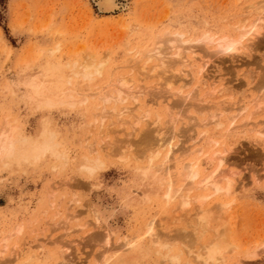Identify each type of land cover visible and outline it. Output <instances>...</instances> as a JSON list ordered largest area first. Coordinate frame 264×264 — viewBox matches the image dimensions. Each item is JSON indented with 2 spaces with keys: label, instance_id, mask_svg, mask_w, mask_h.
Here are the masks:
<instances>
[{
  "label": "rangeland",
  "instance_id": "1",
  "mask_svg": "<svg viewBox=\"0 0 264 264\" xmlns=\"http://www.w3.org/2000/svg\"><path fill=\"white\" fill-rule=\"evenodd\" d=\"M114 2L117 8L102 12L94 0H0V126L5 121L19 125L24 135L39 140L51 125L71 160V168L63 175L53 174L43 165L0 166V248L6 249L0 263L22 264L30 254L40 250L39 260L29 264H96L99 245L93 237L98 233L107 237L100 246L109 250L98 264H171L154 250L147 255L137 252L149 244L148 238L154 240L149 235L152 233L169 244L163 252L178 255L179 264H203L197 255L218 235L233 246L222 264H264V16L257 21L258 15H264L259 13L264 0ZM255 21L261 28L259 37L249 49L241 48L231 56L219 54L215 41L194 42L204 33L214 35L215 40L227 36L238 39L241 32L238 29H247L245 26ZM165 32L183 34V40L190 38L189 44L178 45H191L196 53L191 56L184 51L181 61L172 56L168 44H162L160 54L165 58H161L162 67L153 75L155 63L144 65L142 70L144 61L138 58L136 61L133 56ZM88 57L92 62L104 59L102 75H94L90 80L80 75L74 78L72 67ZM89 58L86 60L90 61ZM173 62L177 64L172 66ZM27 63L30 64L24 69ZM128 65L132 71L137 69V73L129 71ZM41 69L48 70L56 86L60 76L63 77V85L58 84L57 92L64 104L44 105L31 99L29 88L21 85L25 77H34ZM127 73H133L129 77L131 82L135 80L132 88L143 85L130 90L131 94H139L141 109L124 117L118 116L122 112L117 111L118 117L105 114L101 118L102 111L112 113L111 104H104L101 98L118 87L119 74ZM68 78H73L71 84L67 83ZM211 81L214 85L209 86ZM8 86L12 89H5ZM49 87L45 89L48 91ZM209 87L215 88V94H211L214 89L207 90ZM67 92L75 95L74 105L66 99ZM187 96L190 100H184ZM83 97L87 100L80 101ZM136 102L129 99L117 108H130ZM148 109V117L140 121L138 116ZM172 119L174 124L170 122ZM136 120L139 127L133 125ZM147 130L156 134L157 140L163 138L161 141H166L167 146H175L173 150L180 164L172 168L171 161L168 165L172 180L174 176L178 179L174 180L176 187L186 182L178 174L188 160L199 159L206 174L215 165L209 156L213 151L227 155L226 166L232 172L228 175L231 193L209 199L205 207H215L220 201L230 205L223 212L218 211L217 205L212 208L218 220L214 219L213 226L204 233L193 225L198 213L196 202L193 200L185 211L180 210L177 200L166 201L165 188H160L148 173L143 156L148 153L144 154V146L138 143ZM202 132L206 134H202L204 139L200 143L206 144L207 154L199 157L192 146ZM181 153H186V157ZM96 154L104 159L106 170L92 181L76 176L74 170ZM149 228L152 232L147 233ZM126 241H135L137 248L125 250ZM40 243L43 246L37 251ZM122 246L124 250L120 249Z\"/></svg>",
  "mask_w": 264,
  "mask_h": 264
},
{
  "label": "bare ground",
  "instance_id": "2",
  "mask_svg": "<svg viewBox=\"0 0 264 264\" xmlns=\"http://www.w3.org/2000/svg\"><path fill=\"white\" fill-rule=\"evenodd\" d=\"M95 2H96V5L98 6V9L100 10V11H102V12H108V11H113V9L116 7V4H115V2H114V0H94ZM117 8V7H116ZM259 10V9H258ZM260 12L259 13H261V15H262V13L264 14V7H262L261 8V10H259ZM263 16L264 15H262V16H260L259 17V15L257 16V21H259L260 22V20L263 18ZM254 23H256V24H254ZM256 25H258L257 24V22L255 21V22H253L252 23V25L250 24V26L248 27L247 25L245 26V27H247V29H245L244 28V30L243 29H240L239 28V26L237 27H235V28H239L238 29V31H240L241 30V32H239V36L237 37L238 39H234L235 38V36H234V38H231V37H224V38H220V39H217V40H215V37H214V35H211V34H209V33H204V35H203V37L201 38H199L198 39V41L197 40H194V42H204V43H211V44H213V42L215 41L216 42V46H217V49H218V51H219V54L220 53H222V54H233L234 52H237V51H240L241 50V48H248L250 45H252L253 43H254V40L256 39V37L258 36L259 37V32L261 31L260 29V27L258 28ZM242 26V25H241ZM244 26V25H243ZM241 28H243V27H241ZM234 31H236V30H234ZM185 35H183V34H180V33H174V34H172V33H169V32H165V33H163V35L161 36V35H159V36H154L155 38L152 40V44L151 45H149L148 47H146L143 51H138V52H136L135 54H134V58L136 57V59H134V58H132L130 61H129V63L130 62H133V59L134 60H138V59H142L143 61H144V64H143V67H142V70H144V65H147V64H149L150 62H153V63H155V65H153L152 66V74L153 75H156L157 74V69H158V67H162L159 63H160V61H161V58L162 59H164L162 56H161V50H162V47H161V45L162 44H164V43H166V44H168L167 46H168V49H169V51H172V56L174 57H176V58H178V59H180L183 55H184V51L188 54V52H190V54H191V56H193V55H195V49L191 46V45H187V47H183V46H180V45H178V43H183V44H189L190 43V41L191 40H183V37H184ZM157 40V41H156ZM198 44H200V43H198ZM204 44H202V46H203ZM202 46H200V48L202 47ZM81 49V48H80ZM249 49V48H248ZM167 50V49H166ZM69 52V51H68ZM86 52V51H85ZM133 52V51H132ZM131 52V53H132ZM143 53V55L141 56V58H139V57H137L138 55H140V54H142ZM199 53V52H198ZM200 54V53H199ZM198 54V55H199ZM236 54V53H235ZM90 55V54H89ZM106 55V54H105ZM201 55V54H200ZM228 55V56H229ZM87 56V55H86ZM104 56V55H103ZM161 56V57H160ZM166 56H167V54H166ZM186 56V55H185ZM188 56V55H187ZM202 57L204 56L205 57V55H201ZM218 56V55H217ZM231 56V55H230ZM92 57V56H91ZM189 57V56H188ZM198 57H200V56H198ZM203 57V58H204ZM85 58V57H84ZM89 58V57H88ZM88 58H86L87 60H88ZM102 58H104V57H102ZM138 58V59H137ZM170 58V57H169ZM172 58V57H171ZM190 58V57H189ZM234 58V57H233ZM37 59H39V58H37ZM85 59V61H84V59H83V61H82V63H80L79 65H76V64H74V66L72 67L73 69V76H74V78L75 77H78L79 75L80 76H82L84 79H89L90 80V78L92 77V76H94V75H96V76H100V75H102V72H103V66H105L104 65V59H103V61H101L100 60V62L99 61H95V60H93V62H92V60L89 58V60L90 61H87ZM182 59V58H181ZM180 59V60H181ZM195 59V58H194ZM196 59H198L197 57H196ZM201 59V58H200ZM205 59V58H204ZM231 59V58H230ZM169 59H168V57H167V60H166V62H169L168 61ZM186 60V59H185ZM184 60V58H183V61H185ZM139 61V60H138ZM172 61V60H171ZM182 61V60H181ZM187 61H189L188 60V58H187ZM210 61V60H209ZM202 62H206V61H202ZM185 63V62H184ZM183 63V64H184ZM201 64V65H203V66H205V64ZM30 64V63H29ZM28 63L25 65V66H23V68L25 69V67L26 68H28V66L27 65H29ZM142 64V63H141ZM159 64V65H158ZM172 64V66L174 65V64H177V62H173V63H171ZM178 64H180V63H178ZM188 64V63H187ZM197 64L199 65V63H198V61H197ZM135 62L133 63V70H135ZM169 65V64H168ZM200 65V66H201ZM67 66V65H66ZM127 66V65H126ZM129 66V65H128ZM150 66V65H149ZM193 66V65H192ZM71 67V66H70ZM130 67V66H129ZM185 67V66H184ZM188 68H189V66H187ZM194 67H196V66H194ZM182 68V67H181ZM201 68V67H200ZM206 68H207V66H206ZM132 69V67H130V70L129 71H131V72H136L137 71V69H136V71H132L131 70ZM168 69V68H167ZM191 69V68H190ZM197 69V68H196ZM139 70H141V69H139ZM141 70V71H142ZM209 70V69H208ZM129 71H128V73H129ZM148 71V70H147ZM197 71H198V69H197ZM199 72V71H198ZM126 74V75H124V76H121L120 74H119V79L116 81V85H117V83L119 84L118 85V87H116V88H112V92H111V95H110V93L108 92V94L107 95H109V96H106V97H104L103 99L101 98V100L103 101V100H105V102H103L104 104L105 103H110L111 104V107L109 108L110 109V111L112 112V113H109V111H107L106 112V110L103 112L102 111V113H101V118H103L104 116H105V114L107 115V114H109V116L111 117L112 115H116L117 116V114H118V112L117 111H121L122 113L120 114V112H119V115L118 116H120V117H124V116H127V113H130V111H131V115L133 114L132 112H134V110L136 109V110H138V108L139 109H141L140 108V103H142V102H139L138 101V93H136V94H131L130 93V90H133V88L134 87H136L137 85H135L133 88L131 87V86H133L134 85V81L133 82H131V79L129 80V77L133 74V73H131V75L130 74ZM137 73V72H136ZM140 73V72H139ZM143 73V72H142ZM196 73V75H198L199 73H201V72H199V73H197V72H195ZM147 74V73H146ZM162 74V73H161ZM29 75V74H28ZM54 75V74H53ZM128 75V76H127ZM182 75V74H181ZM195 75V76H196ZM51 76H52V74H51ZM95 76V77H96ZM190 76V75H189ZM203 76V75H202ZM48 77V78H47ZM49 73H48V70H45V71H42V69H41V71H39V73H38V75H35L34 77H25L24 78V80H23V82H21V85H23V86H25V87H28L29 89L28 90H30V98L31 99H33V100H36V101H40L41 103H43L44 105H49L50 106V104H53V103H63V101H65V100H61V94H59V92H57V90L59 89V85L61 84V85H63V81H62V76H60V82H58L57 83V86L56 85H54L53 83H52V80H51V77H50V79H49ZM155 77V76H154ZM170 77V76H169ZM184 77V76H183ZM187 77H188V75H187ZM201 77V76H200ZM212 77V76H211ZM131 78V77H130ZM195 78V77H194ZM73 78H68L67 79V83H70L71 84V80H72ZM106 79H108V78H106ZM117 79V78H116ZM136 79V78H135ZM157 79H158V77H157ZM170 79V78H169ZM189 80V79H188ZM191 80V79H190ZM193 80V79H192ZM66 81V80H65ZM177 81V80H176ZM196 81V80H195ZM109 82V81H108ZM107 82V83H108ZM142 82H143V80H142ZM181 82V81H180ZM66 83V82H65ZM66 83V84H67ZM132 83H133V85H132ZM169 83V82H168ZM202 83V82H201ZM213 83V81H211V85H209V86H212V85H214V83ZM216 83V82H215ZM56 84V83H55ZM59 84V85H58ZM73 84V83H72ZM143 84V83H142ZM151 84V83H150ZM167 84V83H166ZM209 84V83H208ZM217 84H218V82H217ZM216 84V85H217ZM48 85H50V87H49V89H48V91L46 90L47 88H46V86H48ZM223 85V84H222ZM66 86V85H65ZM73 86V85H72ZM143 86V85H142ZM142 86L140 87V88H142ZM167 86V85H166ZM185 85L183 84L182 85V87H184ZM196 86V85H195ZM194 86V87H195ZM206 86V85H205ZM5 87V86H4ZM139 86H137V88H138ZM169 87H171V86H169ZM194 87H193V89H194ZM218 87H222L221 85H219ZM46 88V89H45ZM140 88H138V89H140ZM168 88V87H167ZM166 88V89H167ZM203 88V87H202ZM5 89H7V90H11L12 88L11 87H7V88H5ZM180 90H181V88H179ZM210 89H214L212 92H214V91H216L215 90V88L213 87H209L207 90H209L210 91ZM90 90V89H89ZM168 90V89H167ZM199 90V89H198ZM220 90H221V88H220ZM202 91V90H201ZM201 91H198V92H200L201 93ZM68 92H70V91H68ZM67 92V93H68ZM142 92V91H141ZM178 92V91H177ZM197 92V91H196ZM6 93V92H5ZM135 93V92H134ZM140 93V92H139ZM188 93V92H187ZM195 93V92H194ZM199 93V94H200ZM204 93H206V92H204ZM217 93H219L218 91H217ZM210 93H208L207 95H209ZM211 94H215V92L214 93H211ZM159 95V94H158ZM180 95V94H179ZM186 95V94H185ZM63 96V95H62ZM99 96H105V94H103V95H99ZM160 96V95H159ZM189 96V95H188ZM188 96H187V98H188ZM191 96V95H190ZM190 96H189V98H190ZM192 96H194V95H192ZM61 97V98H60ZM206 97V96H205ZM68 98V100H69V103L71 104V103H73V105H74V103L76 102L75 100V95L73 94V93H68V95L66 96V99ZM184 98V97H183ZM186 98V97H185ZM184 99V100H190V99ZM57 99H59V100H57ZM129 99H132V100H134V101H137L135 104L134 103H132L134 106H132V107H130V108H128V107H126V106H124V107H121V108H117V105L119 104V103H121V104H124L126 101H129ZM141 99V98H140ZM201 99V98H200ZM87 99L85 98V97H83L82 98V100L80 99V101H86ZM240 100V99H239ZM67 101V100H66ZM194 101H196L195 99H194ZM241 101V100H240ZM239 101V102H240ZM260 101V100H259ZM33 102V101H32ZM198 102H200V101H198ZM262 102V101H261ZM260 102V103H261ZM39 103V102H38ZM186 103V102H185ZM189 103V102H188ZM202 103V102H201ZM258 103V102H257ZM33 104V103H32ZM36 104V103H35ZM64 104V103H63ZM187 104V103H186ZM204 104V103H203ZM103 105V104H102ZM198 105H199V103H198ZM205 105V104H204ZM238 105V104H237ZM242 105H243V103H242ZM104 106V105H103ZM194 106V105H193ZM200 106V105H199ZM235 106V105H234ZM259 107H263L262 105H258ZM144 107V106H143ZM168 107H169V105H168ZM181 107V106H180ZM183 107H185V106H183ZM211 107H212V105H211ZM150 108V107H149ZM202 108V107H201ZM242 108H243V106H242ZM245 108H247V107H245ZM103 109H105L104 107H103ZM167 109V108H166ZM170 109V108H169ZM202 109H204V106H203V108ZM241 109V108H240ZM258 109V108H257ZM260 110H262V108H259ZM264 109V108H263ZM208 110H209V108H208ZM200 111V110H199ZM246 111V110H245ZM140 112V111H139ZM242 112H244V111H242ZM262 112H263V110H262ZM116 113V114H115ZM98 114H100V113H98ZM111 114V115H110ZM171 114V113H170ZM175 114V113H174ZM95 115V114H94ZM97 115V114H96ZM139 115V114H138ZM148 115H149V109L148 110H146V111H144V113H140V115L138 116V119L140 120V121H142V120H144V118H147L148 117ZM215 114H213V116H214ZM117 116V117H118ZM172 116V115H171ZM99 117V118H100ZM109 117V118H110ZM133 117L135 118L136 117V115L134 116L133 115ZM169 117H170V115H169ZM100 118V119H101ZM105 118V117H104ZM103 118V119H104ZM129 118V117H128ZM137 118V117H136ZM157 118V117H156ZM192 121H194L192 118H190ZM2 120H3V118H2ZM5 120V119H4ZM14 120V119H13ZM116 120H118L117 118H116ZM156 121L157 122H159V119H156ZM13 122V121H12ZM46 122V121H45ZM103 122V121H102ZM154 123H156L155 122V120L153 121ZM152 122V123H153ZM170 122L172 123V124H174V120L172 119V121L170 120ZM1 123V122H0ZM118 123V122H117ZM10 124H12V123H10ZM7 121H5V122H3L2 123V125L0 126V149H3L4 147H12V146H14L16 143H18L21 139H23V138H29V137H27L26 135H24L22 132H21V130H20V128L18 127V126H13V125H10ZM107 124V123H106ZM126 124V123H125ZM203 124H205L204 122H203ZM202 123H201V125H203ZM113 125H114V123H113ZM133 125L135 126H137V127H139V123H138V121L136 120L135 121V123H133ZM158 125V124H157ZM46 126V125H45ZM154 126V125H153ZM41 127V126H40ZM105 127L103 126V129H104ZM108 129H110V128H108ZM264 129V128H263ZM132 130V129H131ZM136 130V129H135ZM150 130V129H149ZM149 130H147V131H145L143 134H142V136H141V138H140V142H138L140 145H143L144 147L142 148V149H144L145 150V152H144V154H146V153H148V155H143L146 159V165H145V167L147 168V171H148V173H150V174H152L153 175V178L160 184V188H162V187H164L165 188V193H163L164 194V196H165V199H166V201L168 200V201H175V200H177L178 201V204H179V208H180V210H182V211H185L186 210V208H188L192 203V201L194 200L196 203H194L195 204V206H196V208L195 209H197L196 211L198 212L197 213V215L195 214V216H197V218H195L196 220H195V223L193 222V225L194 226H196L197 228V230H198V232L199 233H204V231L206 230V229H208V228H210L211 227V223L213 222V220L215 219L216 220V218L218 217V214H217V217H216V210H213L214 208L216 209V205L218 206V208L217 209H219L218 211H224V209H227L228 207H229V205H230V202H222V201H220V202H218L216 205H215V207H214V205L213 206H209V207H211V208H209L208 207V209H206V207H205V205L208 203V202H206V201H208L209 199H213L214 197L216 198V197H218L220 194H222V193H224V195H226V196H228L230 193H231V179L230 178H228V175H231L232 174V172H230V170H229V168L226 166V156L225 155H223L224 153H222V151L221 152H218V151H216L215 150V152L213 151L209 156L213 159V161H214V163H215V165H214V168L209 172V173H204V169L202 168V166H201V164H200V161H199V159L198 160H191V161H187V163H184L183 164V166L181 165V168H180V172H179V174H178V176L180 177V178H182V179H184V180H186V182L184 183V184H182L183 186L181 187V186H179V187H176V185H175V181L176 180H178V179H176V177L174 176V178L175 179H173L172 180V176L170 177V175H171V173L169 174V170H170V168H171V166H172V168H173V166H175V167H177V165L178 164H180V163H178L177 161H178V157H176L175 156V152H174V150H173V148L175 147V146H167L166 144H168V143H165L164 141L162 142L161 140L163 139V138H160L161 140H157L158 138H156V134H152V132L151 131H149ZM46 131V130H45ZM44 131V132H45ZM104 131V130H103ZM111 131V130H110ZM133 131H134V129H133ZM261 131V130H260ZM43 132V133H44ZM106 132V131H105ZM135 132V131H134ZM154 132V131H153ZM160 132H161V130H160ZM162 132H164L163 131V129H162ZM258 132H259V130H258ZM40 133H42L41 131H40ZM39 133V134H40ZM43 133H42V136H43ZM101 133V132H100ZM103 133V132H102ZM101 133V134H102ZM156 133H158V131L156 132ZM198 133V132H197ZM107 134V133H106ZM130 134V133H129ZM162 134V133H161ZM199 134H201V136H199V137H197L198 138V140L193 144V146L192 145H190V146H186V149H187V147L189 148H191V146H192V148H194V150L192 149V151H194L195 152V154H197L199 157H200V155H204L205 153L207 154V152H206V148H205V145L206 144H201L200 143V141L202 140V139H204L203 137H202V134L204 135V134H206V132H202V133H199ZM198 134V135H199ZM260 134V133H259ZM99 135V134H98ZM97 135V136H98ZM113 135V134H112ZM156 135V136H155ZM125 136V135H124ZM155 136V137H154ZM161 136V135H160ZM106 137V136H105ZM206 137V136H205ZM39 138V137H38ZM130 138V137H129ZM31 139V138H30ZM169 139V138H168ZM33 140V139H32ZM36 140H38V139H36ZM105 140V139H104ZM113 140V139H112ZM129 140V139H128ZM103 140H101V142H102ZM169 142V141H168ZM211 142H212V140H211ZM211 142L210 143H208L209 145L211 144ZM103 143V142H102ZM206 143V142H205ZM214 143V142H213ZM217 143V142H216ZM215 143V144H216ZM104 144H105V142H104ZM170 144H171V141H170ZM102 145V144H101ZM166 145V146H165ZM105 146V145H104ZM178 145H176V147H177ZM214 146V145H213ZM88 147V146H87ZM121 147V146H120ZM165 147H166V150H165ZM167 147H169V148H167ZM210 147V146H209ZM99 148H101V147H99ZM106 148V147H105ZM179 149H182V147L180 148V147H178ZM184 148V147H183ZM164 149V150H163ZM179 149H178V151H179ZM99 151V150H98ZM177 151V152H178ZM182 152V151H181ZM189 152V151H188ZM121 153V152H120ZM190 153V152H189ZM181 154H184V153H181ZM186 154V153H185ZM185 154H184V156H185ZM97 155V154H96ZM187 155V154H186ZM182 156V155H181ZM186 157V156H185ZM163 158V160H161ZM143 159V158H142ZM173 159V160H172ZM89 160H87V162H88ZM139 161V160H138ZM174 162V163H172V162ZM212 161V162H213ZM86 162V163H87ZM141 162V161H140ZM169 162H171L170 164H171V166L170 165H168V163ZM85 163V164H86ZM229 165V164H228ZM226 166V167H225ZM144 167V168H145ZM177 169V168H176ZM179 171V170H178ZM172 174H174L173 172H172ZM167 176V177H166ZM234 176V175H233ZM168 177H170L171 179L170 180H168L169 178ZM231 177V176H230ZM165 178H168L167 180L165 179ZM172 180V181H171ZM175 180V181H174ZM222 182H223V184H222ZM185 185V186H184ZM178 186V185H177ZM243 187V186H242ZM184 190H186L187 191V193H184L183 191ZM190 191H195V193L196 194H194L193 196H190V194L188 193V192H190ZM159 192V191H158ZM192 195V194H191ZM214 198V199H215ZM163 199H164V197H163ZM160 200H161V198H160ZM167 201V202H168ZM193 201V202H194ZM210 201V200H209ZM165 202V201H164ZM207 206V205H206ZM192 208V207H191ZM213 208V209H212ZM199 210V211H198ZM213 210V211H212ZM193 212V211H192ZM222 212H220V213H222ZM75 213V212H74ZM78 213V212H77ZM196 213V212H195ZM215 215V216H214ZM76 215H74L73 217H75ZM193 216V215H192ZM94 218V217H93ZM97 218V217H96ZM71 220H72V218H71ZM217 220H218V218H217ZM216 220V221H217ZM62 224V223H61ZM98 224V223H97ZM152 224V223H151ZM217 224V223H216ZM99 225V224H98ZM97 225V226H98ZM58 226V225H57ZM96 226V225H95ZM151 226V225H150ZM213 226V225H212ZM62 227V226H61ZM100 227V226H99ZM214 228V227H213ZM149 229H151V228H149ZM149 231V232H148ZM215 231L217 232V230L215 229ZM69 232V231H68ZM70 232H71V230H70ZM147 233H150V232H152V229L151 230H147L146 231ZM154 232V231H153ZM197 232V231H196ZM193 233V232H192ZM146 234V233H145ZM152 234V233H151ZM149 234L152 238H154V240L153 239H149L148 238V243L149 244H146V246H145V248H144V250H137V252H143V254H145V255H147V254H149L152 250H154L156 253H159V254H163V256L165 257V258H168L167 260H169V263H171V264H179V257H178V255H169L168 253L167 254H164V249L165 248H168L169 247V244L167 243V242H164L163 240L162 241H160V237H159V240L157 239V237H156V234ZM196 235V234H195ZM202 235V234H201ZM7 236V235H6ZM10 236V235H9ZM9 236H7V238L9 237ZM197 236V235H196ZM217 236V235H216ZM106 237V236H105ZM105 237L104 236H102L101 234H98L97 233V235H95L94 237H93V239L98 243V248H99V251H98V253H97V255H96V257H95V260H96V264H98V261H99V259H101V258H103L104 257V255H105V253H107V252H109V250L108 251H106V249H102V246L103 245H101L100 246V244L103 242V239H104V241L106 240L107 241V239H105ZM195 237V236H194ZM198 238H199V236H197ZM219 237H221L220 235H218L217 237H214V239L213 240H211L210 241V243H208L206 246H204L203 248V251L204 252H202V253H199L198 255H197V258L198 259H201V261H202V263L203 264H222V263H224L223 262V260L226 258L225 257V255L226 254H228V252L233 248V246H231L230 245V243L229 242H227V240L225 239V237H221V238H219ZM107 238V237H106ZM3 239V238H2ZM1 240V239H0ZM1 243V242H0ZM96 243V244H97ZM4 244V243H3ZM7 244V243H6ZM41 245H39V244H37L36 246V249H37V251H38V249H41V247L43 246V244L42 243H40ZM103 244V243H102ZM142 244V243H141ZM200 244H201V242H200ZM143 245V244H142ZM125 247H127V248H125V247H121L120 249H123L124 250V248H125V250H127V251H131V250H133V249H135V248H137L136 247V242L134 241H126L125 242V245H124ZM8 247V246H7ZM2 248V249H1ZM1 248H0V255L1 254H3L1 257H0V260H2V257L5 255V252H6V249H5V246L4 247H2L1 246ZM17 252V253H16ZM16 252H14V254L16 253V257L15 258H17L18 257V251H16ZM39 252H40V250L38 251V252H36V253H32V254H30L27 258H26V261L24 262V263H22V264H29L30 262H35V261H38L39 260ZM60 252V251H59ZM181 252V251H180ZM201 252V251H200ZM21 253V252H20ZM155 253V254H156ZM11 255H13V253L11 252L10 253ZM60 254V253H59ZM126 255V254H125ZM157 255V254H156ZM10 256V255H9ZM14 256V255H13ZM160 256V255H159ZM180 256V255H179ZM141 257V256H140ZM4 258V257H3ZM14 258V257H13ZM12 258V259H13ZM105 258V257H104ZM7 259V258H6ZM6 259H4V261L6 260ZM121 260H126L125 258H120ZM14 260H16V259H14ZM13 260V261H14ZM3 261V262H4ZM9 261H11V260H9ZM0 262H2V261H0ZM9 264L8 262H6L5 261V264ZM12 263V262H11ZM10 263V264H11ZM197 263H199V262H197ZM1 264V263H0ZM3 264V263H2ZM18 264V263H17ZM95 264V263H94Z\"/></svg>",
  "mask_w": 264,
  "mask_h": 264
},
{
  "label": "clouds",
  "instance_id": "3",
  "mask_svg": "<svg viewBox=\"0 0 264 264\" xmlns=\"http://www.w3.org/2000/svg\"><path fill=\"white\" fill-rule=\"evenodd\" d=\"M27 164L31 167L41 165L56 175H63L71 168V160L66 148L59 141L57 132L49 125L39 140L23 138L12 147L0 149V166ZM106 170L104 159L94 155L86 164L74 170V174L86 181L97 179Z\"/></svg>",
  "mask_w": 264,
  "mask_h": 264
}]
</instances>
